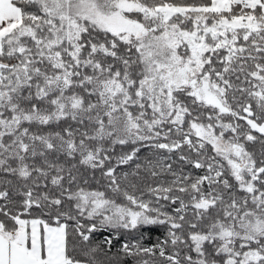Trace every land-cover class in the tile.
<instances>
[{"label":"snow or ice","instance_id":"snow-or-ice-1","mask_svg":"<svg viewBox=\"0 0 264 264\" xmlns=\"http://www.w3.org/2000/svg\"><path fill=\"white\" fill-rule=\"evenodd\" d=\"M0 264H264V0H0Z\"/></svg>","mask_w":264,"mask_h":264}]
</instances>
